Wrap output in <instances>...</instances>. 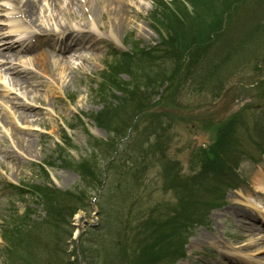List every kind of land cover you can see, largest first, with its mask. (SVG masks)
Returning <instances> with one entry per match:
<instances>
[{
    "label": "rangeland",
    "instance_id": "obj_1",
    "mask_svg": "<svg viewBox=\"0 0 264 264\" xmlns=\"http://www.w3.org/2000/svg\"><path fill=\"white\" fill-rule=\"evenodd\" d=\"M39 2L41 12L36 30L43 32L55 30L48 35L53 38L57 35L56 32L63 30L61 28L66 31L71 28L76 30L77 35L88 44L68 53L55 51L54 53L61 57L50 59L47 64L49 76L33 67V56L29 58L31 63L26 66L14 65L6 61L0 63V223L4 221L2 208L7 207L4 203L10 195L8 188L3 185L5 181L32 186V194H25L24 201L13 198L16 199L15 206L18 210L14 218L19 217L18 222L26 221V223L29 220L41 221L45 216L43 210L45 205H42L39 189H49L51 186V189H58L61 192L88 189L87 184L80 179L77 172L61 165L70 164L73 160L81 161L86 157L88 135L106 139L104 129H100L91 117L96 116L106 106L113 114V102L106 101L104 94L100 95L98 92L102 88L105 89L104 84L108 87V81L117 77L112 67L118 60L112 58V48L119 52H127L136 43L143 48L160 45L159 33L167 34V29H164L160 22L165 25L171 24L169 21H164L158 12L156 13L151 0H126L127 7L117 6L118 9L121 7L125 10L123 15L109 8L112 6L108 7L107 2L99 6L96 4L93 16L87 12L85 0H62L63 13L71 14L69 9H72L73 18L59 15V21L62 24V27H59V22L51 21L52 17L54 18L52 11L55 3L52 0ZM69 5L70 8L66 9ZM214 6L212 4L209 7ZM238 8L240 10L234 15L235 29L233 31L235 33L229 32L223 38L216 37L211 45L212 58L215 53L221 51L219 48L222 46L229 47L225 52L233 50L232 45L244 36L245 31L249 29V24L256 23L264 14V0H245ZM170 10L176 13L179 11V9ZM239 14L242 17L240 19L237 16ZM185 15L188 16L189 12L184 10L181 16L185 18ZM215 18L212 11L206 15L205 20L203 16V20L199 19L195 13L193 25L189 20L186 27L182 29L181 19L179 25L175 23L174 27L182 29L181 33L190 27L193 32L206 27V23H212ZM3 24L6 26L9 22H3ZM119 41L123 42V47L116 44ZM173 41L171 39L169 43ZM168 49L174 53L172 47ZM162 56L161 64L163 63L170 70L177 66L178 58L170 54ZM134 57L137 59L136 54ZM198 60V66L191 67L189 70L185 69L172 80L160 79L163 71L160 69L156 73L158 76L156 82H146L141 79L138 81V84L148 88L150 99L154 98L156 93L158 97L155 101L162 97L165 100L162 104L194 112L196 119L193 123L184 119L163 118L164 123L159 125L163 120L157 121L158 119L151 117L146 118L147 115L141 116L134 132L130 134L134 141L131 145H129L130 140L125 142L126 145L120 151L121 161L118 168L110 171L104 196L99 192L93 194L91 199H97V204L94 202L92 207L79 210L74 216V225L72 224L71 229L76 231V235L79 233L84 236L81 232L86 230L87 223L100 224L104 210H102V204H99L98 208V201L102 196L104 200L114 194L115 186L120 180L123 181L122 184L133 190L132 195L137 191L141 193V199L147 207L168 200L175 201L174 192L164 193L162 190L164 182L162 164L168 160L172 163H180L182 175H198V178L193 181L192 192L200 186V182L205 184L197 197L203 202L207 201L208 196L202 195L205 188H211L214 180L209 179L207 174L200 175L206 169L205 163L211 159L216 131L204 126V122L212 119V116L216 119L233 116L247 108L248 111H243L241 114L243 116L241 124H237L233 130L237 135L235 144H238V149L244 148L248 155L260 158V162H252L248 159L249 156L238 158L235 173L243 182L249 183L248 187L230 190L226 196L227 205L224 208L208 211L210 228L199 227L195 230L187 245V259L179 264H264V195L259 196L255 193L259 186L264 190V157L262 159L259 157L260 154L253 143L258 136H264V86H261L264 83V63L249 65L241 62L233 72L226 74L223 81H220L222 82L220 88L219 84L201 80L204 85L199 92H194L191 89L195 82L192 72H196V69L200 70L206 61L201 54L198 55ZM218 61L219 59H214V63ZM184 62L187 63L186 60ZM13 70L16 72L11 73ZM30 70L34 71L36 77L31 74H26V77L28 80L33 79L35 84L28 89L30 94L24 95L25 88L19 86L15 80L18 74L25 76V72ZM121 79L129 81V74L128 77L123 75ZM259 80L261 81L256 85ZM170 83L174 84L173 87ZM225 89L229 91L228 100L218 111L216 108L218 102L211 101ZM34 96L37 97L36 100H33ZM233 97L235 102L232 101ZM230 103H232L231 107L227 108ZM147 104H144L146 108H148ZM136 109L137 107L134 110ZM128 111H122V114L125 115ZM135 115L131 111L122 121H128V118L131 120ZM23 116L25 119L21 118ZM65 128L67 133L64 131ZM66 135L70 140H66L68 143L64 145ZM28 141L32 145V150L27 154L22 151L21 143ZM60 152L62 154L58 155ZM49 162L55 163L56 166H47V171L46 165H49ZM101 166L103 168V163ZM231 174L229 172V176H232ZM141 182L143 184L138 185ZM215 184L216 188L221 186L220 183L215 182ZM219 189L217 193H220ZM211 193L212 191L210 196ZM120 195L122 194L119 193L116 196L115 201L108 200V204H113V201L114 204H118L117 199ZM181 197L180 195V200L184 202ZM133 201L134 198L128 201V211L131 210ZM203 202H197L196 207L200 206L202 209ZM10 218L11 216L8 215L7 219ZM9 230H11L9 224L3 223L0 226V264H8L10 260L5 258V244L1 239L3 233ZM91 239L90 241L88 238H84L83 241L79 239L78 245L73 246L72 235L68 249L71 248L74 253L71 250L70 253L75 256L72 258L70 256L69 259L79 261L80 254V259L84 261L87 252L81 246L93 245L91 242L93 239ZM225 246L229 249L226 250ZM102 248V246H94L92 250H98L99 256L95 252L89 258H100Z\"/></svg>",
    "mask_w": 264,
    "mask_h": 264
},
{
    "label": "trees",
    "instance_id": "obj_2",
    "mask_svg": "<svg viewBox=\"0 0 264 264\" xmlns=\"http://www.w3.org/2000/svg\"><path fill=\"white\" fill-rule=\"evenodd\" d=\"M191 4L194 6V13L185 18L181 16L186 9L182 2L178 13L170 10L167 6L162 7V19L164 21H169L170 25H165L160 22V25L167 29L166 37L160 32L161 36L164 37L162 42L166 48L174 49V53L169 49L165 50L170 55L178 58L177 66L170 70L166 66L163 67V71L160 74V79L172 80L174 76L182 73L185 69L195 68L199 65L198 55H203L205 57L204 66L207 67V73L209 76V81L214 84H219L220 81L226 77V74L233 72L237 65L241 62L242 64H257L258 60L264 59V32H256L255 35L251 36L245 45L240 46L235 50L225 52L229 47L221 48L224 52L223 56H217L219 59L217 63H214V59L211 57V52L213 51L212 45V32L221 34L224 31L223 25V13L228 12L234 3L240 0H190ZM214 4L213 8L209 7ZM184 7V8H183ZM219 9V13L218 10ZM178 10V9H177ZM212 11L216 15L215 20L212 23H206V27L202 29H197L191 32V28L187 27L183 33L182 29L186 27V23L190 20L191 25L194 22L195 13L199 16V19L204 17ZM187 12V11H186ZM202 15V16H201ZM182 19L183 27L175 28L174 24L179 25V21ZM203 20V19H202ZM206 22V21H205ZM227 28V26H226ZM259 34V36H257ZM167 38V39H165ZM173 39L172 43L169 40ZM177 39V40H176ZM163 45V43H162ZM177 45V47H175ZM138 48V45L135 44ZM164 52L163 46L149 52L154 56V59L159 57L158 54ZM142 56L148 55L141 51ZM188 58V63L185 64V58ZM121 61L115 63L113 69L116 73V78L112 81H108V87H114L120 89L122 85H129L127 82L123 81L118 74L122 72H127L131 74L133 79L145 78L149 82H156V73L160 66H152L146 64L145 61L139 59L138 62L130 60L127 55L122 56ZM134 70V71H133ZM133 71V72H132ZM200 72V71H199ZM199 74V73H198ZM205 75H196V78H203ZM206 76L204 77V79ZM111 82V83H110ZM196 83H200L196 81ZM174 84L171 86L173 87ZM264 86V83L261 84ZM107 89V86L105 87ZM109 90V89H108ZM100 95L105 93V89L102 88L98 91ZM127 92L132 96V103H125L121 108H113L111 114L107 111L102 118L98 120L100 125L107 124L108 121L116 118L117 114L121 111L125 112L128 109L136 108V113H141L146 109L144 104L148 103L147 106L152 105L150 102V96L142 91H138L136 88L134 90L127 89ZM142 106V107H140ZM120 109V110H119ZM119 110V111H118ZM114 111H118L115 113ZM172 116L170 114H162L161 116ZM152 119H158L160 115L151 114L149 115ZM237 117L230 120V122L213 127L217 128V134L215 142L212 146V156L210 161L205 163V171L216 172L213 173L217 180H221L223 177V170L229 158L234 156L233 153L235 149H238L236 145L237 136L234 134L233 130L235 128ZM114 120L109 123V125L114 124ZM124 127V126H123ZM115 131L118 133V137L113 139L112 137L108 142H97L96 149L91 151L89 157L79 162H72L76 171L81 175V180L87 184L88 189H78V190H68L66 192L43 189L40 190L41 199L45 205L47 212L46 217L42 222H36L29 220L27 223L18 222L19 217L12 218L8 221L11 225V230L5 233V240L9 245L6 257L9 258L8 264H80L78 259L72 261L71 258L75 255L70 253L71 248L70 241L72 240V235L74 229L73 218L79 210H84L91 206V198L93 194L97 193L102 185V170L99 166L101 160H109L112 157L116 141L124 136V130L122 126H116ZM239 154V153H238ZM164 168V185L167 188L169 185L178 186L180 185V175L178 172L177 165L173 164L171 161H167L162 164ZM68 167V166H67ZM121 182H123L121 180ZM86 184H84L86 186ZM117 193H121L117 199L116 205L114 203L111 208L108 207L102 217V225L96 229H89L84 234V238L93 239L91 241L94 246H102L101 257H95L90 259V255L97 252L98 250H92L93 248L81 246L83 250H86V259L82 262L84 264H163L167 259L172 257V254L179 250L177 238L180 239V232L184 226H187L183 222L188 223L187 229L194 226V224L199 220L194 217V212L192 209L190 217L187 218L184 213L181 217L175 214H170L166 217L162 213H158L155 218L149 217L150 219L144 220L138 226H131L130 222L126 218L127 203L130 199L137 197L135 193L132 195L133 190L130 187H126L125 184L120 183L116 188ZM222 194L220 193L219 196ZM209 206H214L213 204H208ZM138 201L131 204V209L136 207L137 209ZM110 208V209H109ZM109 209V210H108ZM138 211V209H137ZM11 222V223H9ZM27 225H26V224ZM27 226V227H26ZM91 239V240H92ZM70 240V241H69ZM90 241V240H89ZM75 241L72 243L74 246ZM72 247V246H71ZM72 253L74 251L71 250ZM89 254V255H88ZM71 258L69 259V257ZM65 259L66 261H64Z\"/></svg>",
    "mask_w": 264,
    "mask_h": 264
},
{
    "label": "bare ground",
    "instance_id": "obj_3",
    "mask_svg": "<svg viewBox=\"0 0 264 264\" xmlns=\"http://www.w3.org/2000/svg\"><path fill=\"white\" fill-rule=\"evenodd\" d=\"M52 1L55 3V4H53L54 10L52 12H53L54 18L52 17V21L53 20L58 21L59 15H64L67 18H73L72 9H69L70 5L66 6V9H69L71 14H67V13H63L64 9L61 6L62 0H52ZM125 1L126 0H85V6L88 7L87 12L93 16L94 15L93 10H94V12L96 11V4L99 6V5H103L104 2H107L108 7L112 6L109 8L115 10L117 14L123 15L125 10L122 9L121 7H120V9H118L117 6L118 5L119 6L125 5V3H126ZM50 5H52V4H50ZM40 7L41 6H40L38 0H36V1L31 0L30 3H27L25 5H20V13L22 14V18L28 24L33 25V26H37L38 21H39L38 20L39 19V11H41ZM128 12H129V10H128ZM0 29H2V26H0ZM66 34L62 35L61 38H59L61 43L58 42L57 47L58 46L59 47L60 46L61 47H67V48H69L68 51L72 52L75 48H77L80 45V43L76 42L75 39H73V36L68 37V35L66 36ZM39 35L40 34H36V35L29 36L27 38L18 37L19 39L17 40V44L4 45L3 47H0V56H3V58L6 60L17 61L19 63L24 64V62L22 61L23 59H26L28 56H33L35 54V56H34L35 67H37V69H39L42 72L44 71L47 74L48 73L47 64L49 63L50 59L60 58L61 55L55 54L50 49V46H48L46 44V42L39 41ZM73 35L76 37L75 34H73ZM65 36H66V38H65ZM29 40L33 41V45L29 46V47H24V43L26 41H29ZM81 45H83V43H81ZM15 46H17V48H15ZM57 47L55 46V48H57ZM38 52H39V54H38ZM64 52H65V50H64ZM16 82L19 86H21L22 88H25L24 95L30 94V92L28 91V89L30 88V84H29L27 79H24L22 76H18L16 79ZM36 99H37V97L34 96L33 100H36ZM21 118L25 119L24 116ZM21 149H22V151H24L25 153L28 154V152H30L32 150V145L29 141L28 142H22L21 143ZM256 191L258 193L264 194V190L260 186L257 188ZM225 248H226V250L229 249L226 246H225ZM246 264H252V263H246Z\"/></svg>",
    "mask_w": 264,
    "mask_h": 264
}]
</instances>
